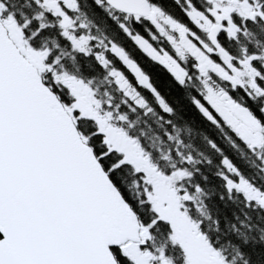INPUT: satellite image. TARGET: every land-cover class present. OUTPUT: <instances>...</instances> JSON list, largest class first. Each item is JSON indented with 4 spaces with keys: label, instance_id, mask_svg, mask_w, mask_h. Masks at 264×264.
I'll return each mask as SVG.
<instances>
[{
    "label": "snow or ice",
    "instance_id": "6c2138e0",
    "mask_svg": "<svg viewBox=\"0 0 264 264\" xmlns=\"http://www.w3.org/2000/svg\"><path fill=\"white\" fill-rule=\"evenodd\" d=\"M0 264H264V0H0Z\"/></svg>",
    "mask_w": 264,
    "mask_h": 264
}]
</instances>
